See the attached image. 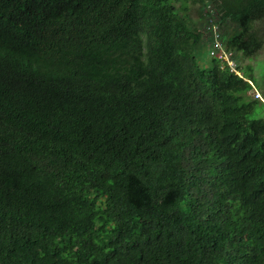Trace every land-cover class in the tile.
Returning a JSON list of instances; mask_svg holds the SVG:
<instances>
[{
    "label": "trees",
    "instance_id": "16d2710c",
    "mask_svg": "<svg viewBox=\"0 0 264 264\" xmlns=\"http://www.w3.org/2000/svg\"><path fill=\"white\" fill-rule=\"evenodd\" d=\"M176 1L0 0V264H264V0Z\"/></svg>",
    "mask_w": 264,
    "mask_h": 264
},
{
    "label": "rangeland",
    "instance_id": "374dc122",
    "mask_svg": "<svg viewBox=\"0 0 264 264\" xmlns=\"http://www.w3.org/2000/svg\"><path fill=\"white\" fill-rule=\"evenodd\" d=\"M174 4L176 8L180 7L179 12L181 14L188 15L191 22H193L197 26L201 24L203 26V23L201 22L200 19V11H202V8L200 7V4L199 2H197V0H178ZM181 7L184 10H181ZM213 31H214V35H213L214 38L218 37V31L216 30V28H213ZM215 41L218 42V39L216 38ZM234 57L236 59V62H234V59L232 60L234 63L231 62V59L228 56H226L225 60L227 61L228 65L235 64L234 69L236 68L237 65L240 68L241 67L245 68L248 66L252 68L253 76L259 81L257 84L262 86V91L257 89L258 91H260V95H261V100L259 101L264 102V46L258 53H256L251 58H242V56L239 54H236V56ZM251 96L253 99H256L254 95L251 94Z\"/></svg>",
    "mask_w": 264,
    "mask_h": 264
},
{
    "label": "built area",
    "instance_id": "2783aa9c",
    "mask_svg": "<svg viewBox=\"0 0 264 264\" xmlns=\"http://www.w3.org/2000/svg\"><path fill=\"white\" fill-rule=\"evenodd\" d=\"M213 28H215V27H213ZM213 28H212V30H213ZM213 33H214V31H213ZM217 39H218V37H216ZM216 38H214V40H213V47H212V49L210 50V56L212 57V56H216L217 58H219V60H221V61H225V63L228 65V63H227V61L225 60L226 59V56H228V57H230V53H228L226 50H224V48H223V46H222V44L219 42H216L215 40H216ZM231 59V58H230ZM231 62H233L232 60H231ZM234 63V62H233ZM229 67H230V69L233 71V72H235L237 75H238V73L235 71V69H234V67H235V64H230V65H228ZM249 82V81H248ZM249 84L251 85V83L249 82ZM252 95H254V97L256 98V99H259V100H261V95H260V93L257 91V90H255V89H253V91H252ZM263 102V101H262ZM264 103V102H263Z\"/></svg>",
    "mask_w": 264,
    "mask_h": 264
},
{
    "label": "clouds",
    "instance_id": "9594fccd",
    "mask_svg": "<svg viewBox=\"0 0 264 264\" xmlns=\"http://www.w3.org/2000/svg\"><path fill=\"white\" fill-rule=\"evenodd\" d=\"M249 82H250V81H249ZM249 82H247V83L249 84ZM250 83H251V82H250ZM249 85H250V84H249ZM250 87H251V94H252L253 89L257 90L256 88H253L252 83H251ZM257 91H258V90H257ZM258 92L260 93V91H258ZM256 100H259V99H256Z\"/></svg>",
    "mask_w": 264,
    "mask_h": 264
}]
</instances>
